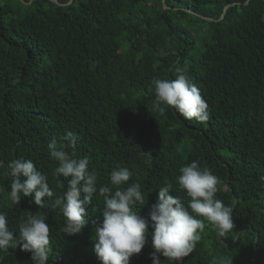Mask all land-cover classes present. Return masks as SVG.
<instances>
[{
    "label": "trees",
    "instance_id": "obj_1",
    "mask_svg": "<svg viewBox=\"0 0 264 264\" xmlns=\"http://www.w3.org/2000/svg\"><path fill=\"white\" fill-rule=\"evenodd\" d=\"M55 1L0 4V162L33 161L60 196L67 180L57 185L48 144L66 143L70 132L77 139L66 151L87 157L100 185L118 165L130 170L121 187L141 185L146 200L134 210L151 223L166 183L187 205L176 178L199 161L219 178L216 198L233 208L234 228L221 237L205 220L181 264H264V0ZM177 69L208 103V121L153 108L152 81L175 79ZM10 184L0 167V211L14 237L29 211L40 213L50 229L49 264H101L93 221L102 218L103 197L94 194L87 224L67 235L51 199L42 209L32 195L15 205ZM150 241L149 234L129 264H152ZM0 264H32L31 253L19 244L0 250Z\"/></svg>",
    "mask_w": 264,
    "mask_h": 264
},
{
    "label": "clouds",
    "instance_id": "obj_2",
    "mask_svg": "<svg viewBox=\"0 0 264 264\" xmlns=\"http://www.w3.org/2000/svg\"><path fill=\"white\" fill-rule=\"evenodd\" d=\"M149 91L154 93L153 108L161 114L171 107L189 121L205 122L210 118L208 103L183 69H177L175 79H155ZM76 139L69 132L62 137L66 143L53 137L48 144L49 156L57 162L53 173L57 185L64 188L59 178L67 180L66 190L60 196H54L47 176L31 160L12 159L6 166L0 162V167H6V174L11 177L10 201L16 205L22 196L32 195L35 205L42 209L49 206L51 199V207L59 208L64 217L62 231L67 235L79 234L87 224L86 208L94 194L103 197L102 218L93 221L94 252L101 264H129L130 258L148 243L149 234L152 264H161V257L181 264L200 240L205 220L221 237L233 230V208L216 198L219 178L199 161L181 166L176 178L179 189L189 198L187 205L170 194L172 184L166 183L159 187L157 201L149 211V223L134 210L146 200L141 185L121 187L128 184L130 170L118 165L110 173V184L100 185L96 170H89L88 158H76L66 151V147L75 145ZM18 232V238L14 237L6 213L0 211V250L19 244L22 251L31 253L32 264H49L50 229L46 216L29 211L20 221Z\"/></svg>",
    "mask_w": 264,
    "mask_h": 264
},
{
    "label": "rangeland",
    "instance_id": "obj_3",
    "mask_svg": "<svg viewBox=\"0 0 264 264\" xmlns=\"http://www.w3.org/2000/svg\"><path fill=\"white\" fill-rule=\"evenodd\" d=\"M6 2H8V3H11V4H13V5H16L17 4V0H0V4H4V3H6ZM142 11H144V12H147V7H145V8H140ZM220 246V245H219Z\"/></svg>",
    "mask_w": 264,
    "mask_h": 264
},
{
    "label": "water",
    "instance_id": "obj_4",
    "mask_svg": "<svg viewBox=\"0 0 264 264\" xmlns=\"http://www.w3.org/2000/svg\"><path fill=\"white\" fill-rule=\"evenodd\" d=\"M52 1L56 2L55 0H52ZM163 1H164V0H163Z\"/></svg>",
    "mask_w": 264,
    "mask_h": 264
}]
</instances>
